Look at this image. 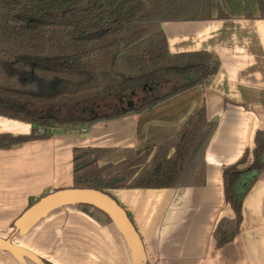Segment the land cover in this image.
<instances>
[{"label":"crops","instance_id":"obj_1","mask_svg":"<svg viewBox=\"0 0 264 264\" xmlns=\"http://www.w3.org/2000/svg\"><path fill=\"white\" fill-rule=\"evenodd\" d=\"M210 2L211 19L160 24L169 53L207 51L218 59L209 83L148 107L126 108L116 117L61 126L47 138L0 148V237L52 264H134L124 237L92 205L58 207L24 234L12 224L30 199L72 187L74 149L102 151L100 165L136 156L130 168L139 171L203 105L206 121L215 127L204 152V185L107 192L138 232L144 264H264V169L242 202L237 235L219 248L213 238L217 221L233 217L224 199L223 168L252 149L258 131L264 133V13L257 0ZM31 128L0 115V133L27 134ZM108 156L114 158L107 161ZM28 262L33 263H21L0 250V264Z\"/></svg>","mask_w":264,"mask_h":264},{"label":"trees","instance_id":"obj_2","mask_svg":"<svg viewBox=\"0 0 264 264\" xmlns=\"http://www.w3.org/2000/svg\"><path fill=\"white\" fill-rule=\"evenodd\" d=\"M257 1L264 13V0ZM211 18L210 0H0V115L32 124L27 134L0 133V148L47 138L61 126L89 125L121 115L126 110L91 118L71 110L83 99L104 98L135 81L168 75L185 79L138 108L206 85L218 70V59L207 51L169 53L160 24ZM214 128L202 105L139 171L116 172L111 163L98 165V150L74 149L72 187L109 195L108 190L119 188L202 186L204 152ZM263 169L264 133L258 131L252 149L223 168L224 199L233 217L217 221V248L237 235L242 202ZM38 199H30L28 207ZM40 264L52 263L40 258Z\"/></svg>","mask_w":264,"mask_h":264},{"label":"water","instance_id":"obj_3","mask_svg":"<svg viewBox=\"0 0 264 264\" xmlns=\"http://www.w3.org/2000/svg\"><path fill=\"white\" fill-rule=\"evenodd\" d=\"M29 21L44 23L40 18H30ZM72 204H88L103 211L124 237L134 264H144L143 243L126 211L110 195L96 189L69 187L51 191L21 213L13 223L14 231L19 234L27 233L52 210ZM0 250L9 253L21 263L29 260L40 264V258L36 254L13 243L10 238L0 237Z\"/></svg>","mask_w":264,"mask_h":264},{"label":"rangeland","instance_id":"obj_4","mask_svg":"<svg viewBox=\"0 0 264 264\" xmlns=\"http://www.w3.org/2000/svg\"><path fill=\"white\" fill-rule=\"evenodd\" d=\"M180 81H183L182 76L175 75L154 76L149 79L135 81L128 86L117 87L115 91L108 93L104 98H101L99 95H95L92 98L79 101L78 108L72 109L71 111L73 112H71V114L81 118H91L100 115L112 114L133 106H141L143 103H147L157 96H161L169 91H172L177 85H180ZM27 107L33 108V106L30 107V105ZM35 107L37 108H33L32 110L36 111L38 109L37 105H35ZM63 110L66 111V107L62 108V112ZM102 154V151H97L99 160L103 157ZM113 158L114 157L108 156L105 160L109 161ZM134 159H137L136 156L124 155L120 163L115 165L113 164L116 172L137 169L130 168ZM140 162L142 164L144 163L143 157L140 158ZM98 165H100L99 162ZM147 165H149V163ZM27 264L33 263L28 262Z\"/></svg>","mask_w":264,"mask_h":264},{"label":"built area","instance_id":"obj_5","mask_svg":"<svg viewBox=\"0 0 264 264\" xmlns=\"http://www.w3.org/2000/svg\"><path fill=\"white\" fill-rule=\"evenodd\" d=\"M84 130V129H83Z\"/></svg>","mask_w":264,"mask_h":264}]
</instances>
